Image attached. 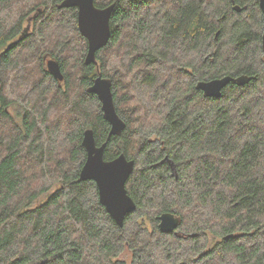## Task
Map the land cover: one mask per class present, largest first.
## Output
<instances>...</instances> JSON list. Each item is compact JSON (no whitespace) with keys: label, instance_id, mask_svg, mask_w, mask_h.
I'll list each match as a JSON object with an SVG mask.
<instances>
[{"label":"trees","instance_id":"trees-1","mask_svg":"<svg viewBox=\"0 0 264 264\" xmlns=\"http://www.w3.org/2000/svg\"><path fill=\"white\" fill-rule=\"evenodd\" d=\"M61 1L0 0V264H125L124 252L130 264H264L258 0H94L114 4L95 64L76 7ZM98 74L112 82L119 135L87 91ZM242 74L252 78L219 97L196 86ZM87 128L107 141L106 160H134L122 226L79 179ZM164 212L179 217L176 231H160Z\"/></svg>","mask_w":264,"mask_h":264},{"label":"water","instance_id":"water-1","mask_svg":"<svg viewBox=\"0 0 264 264\" xmlns=\"http://www.w3.org/2000/svg\"><path fill=\"white\" fill-rule=\"evenodd\" d=\"M264 19V0H258ZM59 8L76 7L77 26L80 33L87 40V52L84 62L96 63V53L107 44L110 37V17L114 4L97 7L94 0H62ZM239 9V7H238ZM28 27H26L27 29ZM262 50L264 52V31L262 34ZM46 68L55 79L63 80V74L57 60L48 58ZM252 76L245 74L239 76L224 75L209 80H200L196 86L207 97H219L222 89L234 82L242 85L247 83ZM87 91L97 96L104 119L109 123L108 136L119 135L125 129V121L118 115L112 93V82L109 78L98 74ZM107 141L97 145L93 130L87 128L83 132L82 145L85 148L86 158L79 171L80 180L91 179L96 183L99 202L117 223L122 226L127 213L135 208V202L128 194L126 182L134 169V160L129 159L124 153L115 158L106 160L104 150ZM167 161L172 170L175 164L165 157L161 162ZM179 217L171 212H164L159 216L158 227L162 232L176 231ZM182 264V263H178Z\"/></svg>","mask_w":264,"mask_h":264},{"label":"flooded vegetation","instance_id":"flooded-vegetation-1","mask_svg":"<svg viewBox=\"0 0 264 264\" xmlns=\"http://www.w3.org/2000/svg\"><path fill=\"white\" fill-rule=\"evenodd\" d=\"M29 18H30V17H29ZM27 19H28V18H27ZM26 27L29 28V24H28V22H27V24L23 27L21 34H20L16 39H14V40H12L11 42H9L8 47H6V48H9L14 42H17V40H19L20 38H22L23 36L26 35L27 30H28V28L26 29ZM0 55H1V52H0ZM46 69H47V68H46Z\"/></svg>","mask_w":264,"mask_h":264},{"label":"rangeland","instance_id":"rangeland-1","mask_svg":"<svg viewBox=\"0 0 264 264\" xmlns=\"http://www.w3.org/2000/svg\"><path fill=\"white\" fill-rule=\"evenodd\" d=\"M57 186L58 185H56L54 188H57ZM44 196H42V197H44ZM119 258L122 259V260H124L125 261V264H130V256H129V254L127 252H124Z\"/></svg>","mask_w":264,"mask_h":264}]
</instances>
